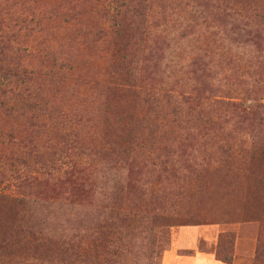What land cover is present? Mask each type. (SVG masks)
Wrapping results in <instances>:
<instances>
[{
    "label": "rangeland",
    "instance_id": "obj_1",
    "mask_svg": "<svg viewBox=\"0 0 264 264\" xmlns=\"http://www.w3.org/2000/svg\"><path fill=\"white\" fill-rule=\"evenodd\" d=\"M112 3L0 0L15 116L27 139L49 131L34 167L46 169L32 170L23 190L39 202L28 209L32 225L56 249L99 228L109 207L164 212L176 225L159 264L196 248L217 264H264V206H244L264 169V0H147L141 15H122L117 33ZM26 73L35 74L30 104L20 95ZM252 210L262 228L208 224ZM191 228L214 232L191 248ZM224 231L233 242L217 256ZM6 255L16 259L17 248ZM37 255L30 264H64Z\"/></svg>",
    "mask_w": 264,
    "mask_h": 264
},
{
    "label": "trees",
    "instance_id": "obj_2",
    "mask_svg": "<svg viewBox=\"0 0 264 264\" xmlns=\"http://www.w3.org/2000/svg\"><path fill=\"white\" fill-rule=\"evenodd\" d=\"M146 2L147 0H113L115 32H119L123 14L141 15ZM14 78L15 71L4 69L0 62V188L4 190L3 193L0 192V234L3 235L0 240V264H12L15 260L17 264H30L38 260V253L43 258L48 251L53 256L49 258V263L55 257H60L64 264H128L127 261L132 256L130 264H159L162 252L170 244L169 241L165 242L168 229L176 225L171 223L173 218L164 212L130 211L117 205L108 208L99 228L95 226L79 240L66 239L58 248L50 249L49 239L32 225V215L28 210L39 202L37 199H29L23 192L31 179L32 170L36 175L46 169L44 163L37 171L34 167L42 163L38 159H43L49 150L48 126L44 124L42 130L36 131L31 139L24 136L22 125L15 116L16 107L10 101V96L17 91ZM34 78L35 74L26 73L19 82L20 95L27 98L28 104L31 103V83ZM259 108L264 110V103ZM40 139L42 142L38 145ZM17 150L33 153L34 161L31 162L25 153ZM254 180L257 182V179ZM251 189L255 194L251 195L250 202H244V206L251 209H254V205L263 207L264 169L260 174V184L251 186ZM3 210H11V214L6 215ZM243 215L235 216L231 212H225L208 224L228 226L258 222L262 228L259 214L252 210L250 217ZM232 235L228 231L220 233L217 256L221 248H226L233 242ZM260 236L259 234V238ZM133 239L140 243H133ZM16 248V259L14 255H6L7 252L16 251Z\"/></svg>",
    "mask_w": 264,
    "mask_h": 264
},
{
    "label": "crops",
    "instance_id": "obj_3",
    "mask_svg": "<svg viewBox=\"0 0 264 264\" xmlns=\"http://www.w3.org/2000/svg\"><path fill=\"white\" fill-rule=\"evenodd\" d=\"M214 230L212 228H191L188 230L189 240L192 242L191 248H194V241H198L200 236H211ZM211 241V237L209 238ZM198 248L195 249V254L191 259H174V264H217L215 256L212 253H202Z\"/></svg>",
    "mask_w": 264,
    "mask_h": 264
}]
</instances>
